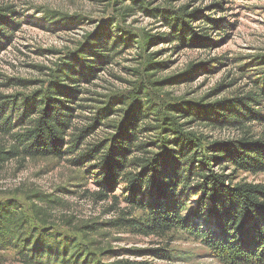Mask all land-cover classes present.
I'll use <instances>...</instances> for the list:
<instances>
[{
    "label": "trees",
    "instance_id": "16d2710c",
    "mask_svg": "<svg viewBox=\"0 0 264 264\" xmlns=\"http://www.w3.org/2000/svg\"><path fill=\"white\" fill-rule=\"evenodd\" d=\"M103 1V19L92 21V31L58 53L45 78L31 83L34 90L0 96V137L7 139L0 143V171L11 161L43 162L47 170L64 163L68 185L95 202H109L104 213L113 218L56 221L52 212L63 197L36 189L1 193L0 264H150L110 249L109 230L168 245L196 243L217 264H264V183L240 178L264 175V52L235 60L234 81L243 83L229 96L173 97L165 86L191 80L197 71L213 73L223 63L191 61L180 73L159 78L167 62L157 61L149 47L159 40L174 50L214 47V36L221 38L231 26L220 15L222 4L200 9ZM138 11L162 28V35L129 22ZM47 18L63 27L79 20ZM20 27L15 7L0 3V53ZM132 47L138 58L131 70L135 79L94 99L86 122L73 130L84 87ZM99 128L103 135L83 147ZM216 131L235 135H209ZM157 252L134 251L169 259L167 251Z\"/></svg>",
    "mask_w": 264,
    "mask_h": 264
},
{
    "label": "rangeland",
    "instance_id": "374dc122",
    "mask_svg": "<svg viewBox=\"0 0 264 264\" xmlns=\"http://www.w3.org/2000/svg\"><path fill=\"white\" fill-rule=\"evenodd\" d=\"M148 1L154 5L167 2L174 7L186 4L200 9L212 6L215 2L221 3L223 11L220 15L225 23L231 25L221 38L214 36L217 44L210 49L174 50L170 43L161 40L149 47L150 52L158 53L157 61L167 62L166 68L157 74L156 77L159 78L180 73L191 61L203 62L217 58V61L223 63L213 73L197 71L191 80L165 86L164 91L173 97L198 99L211 94L210 98L215 99L229 96L243 83L239 80L234 81V78H237L235 60L264 52V0ZM2 2L15 7L19 13L21 27L15 32L9 47L0 53V96L29 93L34 90L37 86L31 83L45 78V68L51 67L59 59L61 55L58 53L74 47L82 35L92 31L96 23L107 13L103 0H0V3ZM209 12L210 10L207 11ZM49 14H56L65 19L75 17L79 20L69 27H63L55 20L45 19ZM130 21H136L134 25L146 32L157 35L164 32L140 11L134 20L129 19ZM136 55V49L133 47L127 49L121 57L101 71L90 86L84 87V93L79 101L81 111L73 122V130L86 122L88 108L94 99H98L109 90L125 89L135 79L131 70L137 65ZM103 133L104 128H99L85 140L83 147L95 142ZM232 134L231 131L209 133L217 139H227ZM6 141L7 139L0 137V143ZM47 167L43 162L6 163L0 171V195L9 194L16 189L25 192L36 189L45 195L61 196L63 197L61 205L56 206L52 212V217L56 221L72 216L77 222L102 223L113 218L112 214L104 213L105 208L110 205L109 202H95L88 196H82L83 189H72L68 185L70 170L64 163L52 170H47ZM240 178L264 183V175L255 177L241 175ZM63 188L75 190L77 193L75 195L61 193ZM89 188H93L92 184H89ZM105 241L110 249L119 252L120 255L150 264H217L205 255L201 245L192 242L176 241L168 245L156 238H144L113 230L108 231ZM145 250H159L157 253L167 251L169 259L149 256L146 253H134Z\"/></svg>",
    "mask_w": 264,
    "mask_h": 264
}]
</instances>
